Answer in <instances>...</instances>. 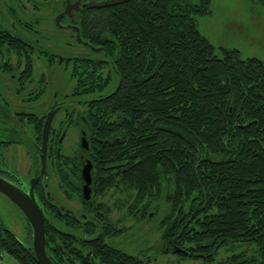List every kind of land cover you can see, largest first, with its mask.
<instances>
[{
  "label": "trees",
  "instance_id": "16d2710c",
  "mask_svg": "<svg viewBox=\"0 0 264 264\" xmlns=\"http://www.w3.org/2000/svg\"><path fill=\"white\" fill-rule=\"evenodd\" d=\"M209 4L127 0L90 10L82 22L81 38L105 45L109 61L80 66L87 72L75 90L103 93L95 102L102 141L93 192L135 190L143 217L162 197L163 252L180 261L264 264V63L235 49L215 54L196 20L210 14ZM39 205L53 264H152L105 242L120 231L108 219L92 236V219ZM28 230L23 242L0 223V259L39 264Z\"/></svg>",
  "mask_w": 264,
  "mask_h": 264
},
{
  "label": "flooded vegetation",
  "instance_id": "af4514ba",
  "mask_svg": "<svg viewBox=\"0 0 264 264\" xmlns=\"http://www.w3.org/2000/svg\"><path fill=\"white\" fill-rule=\"evenodd\" d=\"M92 1L103 0H4L0 4V137L3 138L0 139V159L6 163L4 167L0 164V173L28 191L30 180L40 172L45 119L48 112L54 111L47 134L45 171L33 187L37 203L52 207L59 216L92 219V236L102 231V218H106L120 231L114 234L109 232L104 239H122L124 227L117 225L121 219L112 220L109 207L98 200L107 191L98 195L93 192V175L95 177L97 173L96 152L102 141L101 138L97 139L94 130L98 118L95 115V102L103 93L75 92L80 76L84 77L83 72H87L80 66L91 67V62L109 65L106 46H96L83 40L80 35L81 25L90 10L112 8L120 3L99 8L84 6ZM47 12L51 13L49 21ZM44 14L45 17H42ZM44 22L45 27H51L55 32L45 27L42 30ZM64 30L69 32L67 39L60 34ZM103 41L106 39L103 38ZM63 42L70 43V46L76 44L82 51L64 53ZM92 48L99 51L94 52ZM98 67V71H105ZM65 71H68L66 81ZM69 80L73 81L72 87L65 93L64 88ZM23 103L33 104L36 108H32L36 110L28 112L17 109ZM24 131L28 133L24 135ZM21 151L29 158V168H32L28 172V178H31L24 187L19 179L20 174L8 169V162L18 161ZM88 163L90 193L87 199L84 193L87 180L83 168ZM72 202H78V211L71 208ZM131 206H136L131 213L143 217L144 200L137 193L128 205L129 208ZM160 206L158 201L152 204L145 217L161 215L163 212H160ZM60 229L69 233L64 228ZM81 235L85 236L83 232ZM124 252L141 258L148 257L141 251L138 254Z\"/></svg>",
  "mask_w": 264,
  "mask_h": 264
},
{
  "label": "rangeland",
  "instance_id": "374dc122",
  "mask_svg": "<svg viewBox=\"0 0 264 264\" xmlns=\"http://www.w3.org/2000/svg\"><path fill=\"white\" fill-rule=\"evenodd\" d=\"M2 1L4 0H0V4H2ZM39 1L43 2V0ZM208 8L210 14L196 16L197 27L199 33L214 47L217 56H220L219 48L235 49L239 52L241 59L256 58L264 63V8L260 3L255 0H210ZM43 11H45V8H43ZM46 11L48 10L46 9ZM50 14L49 12L47 16L48 21L51 18ZM45 15H42V17H45ZM45 22L43 26L41 25L42 30L46 26ZM45 29L55 32L51 27H45ZM60 34L67 39L69 32L64 30ZM63 51L64 53H76L81 52L82 48L76 44L70 46V43L63 42ZM98 58L102 57L99 56ZM67 72H64L65 81L68 80ZM71 83L73 81L69 80V83L65 85V93L71 90ZM32 107L36 108L31 103H23L17 109L33 112L36 109ZM23 133L26 135L28 132L24 131ZM0 139L3 138L0 137ZM21 154L22 151L18 154V161L8 162V169H13L20 174L19 179H21V185L24 187L31 178H28L30 174L28 172L32 168H29L30 160L27 155ZM0 164H2L1 167L6 165L1 159ZM0 176L7 179L2 173H0ZM134 197L135 190H129L125 193L109 190L98 198L109 207V216L112 220L121 219L117 225L123 226L126 231L122 233V239L106 237L105 240L108 244L130 253L138 254L141 251L151 258L152 264H202L197 261H180L175 254L163 252L161 229L158 222L166 210V204L162 197L158 199V202L161 205L160 212L163 213L161 215L151 214L149 218L138 217L135 213L130 212L134 207L129 208L128 205L133 202ZM70 206L78 211V202H72ZM0 223L12 230L21 241L26 242L28 240L29 230L26 218L1 193ZM225 255L226 252L219 251L216 262L220 261ZM7 261L17 264L11 255L5 253L2 264H6Z\"/></svg>",
  "mask_w": 264,
  "mask_h": 264
},
{
  "label": "water",
  "instance_id": "95a60500",
  "mask_svg": "<svg viewBox=\"0 0 264 264\" xmlns=\"http://www.w3.org/2000/svg\"><path fill=\"white\" fill-rule=\"evenodd\" d=\"M127 0H103V1H92L84 6L87 8H99L108 6L111 4H119L126 2ZM66 11L63 14H65ZM77 31V29H76ZM93 49V48H92ZM94 52H98V49H93ZM54 111L48 112L43 131H42V148L40 153L41 166L39 175L36 178H32L29 183L28 191L23 190L21 187L15 185L4 177L0 176V193L9 199L24 215L27 223L31 229V241L34 255L39 264H53L51 259L48 257L45 248V223L48 220L44 214L42 208L37 203L33 187L38 179L43 175L46 165V141L49 125L52 119ZM87 184L84 188L85 198H89L90 193V175L88 173L89 163L83 168Z\"/></svg>",
  "mask_w": 264,
  "mask_h": 264
},
{
  "label": "crops",
  "instance_id": "0c3cea01",
  "mask_svg": "<svg viewBox=\"0 0 264 264\" xmlns=\"http://www.w3.org/2000/svg\"><path fill=\"white\" fill-rule=\"evenodd\" d=\"M2 259H3V257L1 258L0 264H2ZM6 264H14V263L12 261H7ZM17 264H19V263H17Z\"/></svg>",
  "mask_w": 264,
  "mask_h": 264
},
{
  "label": "built area",
  "instance_id": "2783aa9c",
  "mask_svg": "<svg viewBox=\"0 0 264 264\" xmlns=\"http://www.w3.org/2000/svg\"><path fill=\"white\" fill-rule=\"evenodd\" d=\"M0 261H1V259H0Z\"/></svg>",
  "mask_w": 264,
  "mask_h": 264
}]
</instances>
